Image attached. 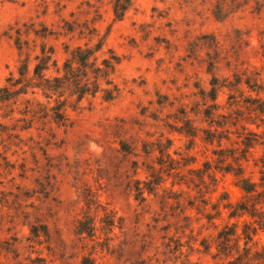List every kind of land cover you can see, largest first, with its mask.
<instances>
[{"label": "rangeland", "instance_id": "1", "mask_svg": "<svg viewBox=\"0 0 264 264\" xmlns=\"http://www.w3.org/2000/svg\"><path fill=\"white\" fill-rule=\"evenodd\" d=\"M0 87V264H264V0H0Z\"/></svg>", "mask_w": 264, "mask_h": 264}, {"label": "trees", "instance_id": "2", "mask_svg": "<svg viewBox=\"0 0 264 264\" xmlns=\"http://www.w3.org/2000/svg\"><path fill=\"white\" fill-rule=\"evenodd\" d=\"M125 9H126L125 6L120 7L119 4H116L114 6L115 18L120 19ZM80 52L81 50H77L76 51L77 54H73L72 59L75 60L76 62H80L81 65L85 66L87 64V60L92 55V51L90 50H86L85 52L83 51L84 53L83 55H81ZM46 63H47L46 59L44 58L43 62L41 64H37L34 68V75L40 79V82L37 87L43 92V95L45 98L50 99L51 96L56 95V93L59 92V90L66 88V87L76 88L80 84L79 83L80 75H74L71 72L72 69L67 62L64 64L62 76H56L52 79L44 78L42 73L43 71L47 69ZM103 64H104L105 69L110 68V65H108L106 61H104ZM96 92H97V88H94V90H91V91H88V90L81 91L79 92V94H76V95H77L78 100H80L84 95H87V93L88 95H94ZM11 96L12 94L9 88L0 87V102L9 100ZM111 98H112V94H106L105 99H111ZM60 107H63V105H61ZM57 109L59 110L60 108H57ZM55 115L57 119L61 118V114L59 112H56ZM242 189L244 190L246 194L256 193L254 186L245 181H244V184H242ZM258 195L259 194L257 192L256 196L258 197ZM258 203H261V202L255 200L253 205H256ZM262 203H264V198L262 200ZM235 211H240L241 213H248L252 215L251 212H249V210L245 206H242V204L237 205ZM79 226H80L79 231L83 232L86 230V226H84L83 222H80ZM37 261L41 262V260H37ZM80 264H92V261L91 259L84 257L82 258Z\"/></svg>", "mask_w": 264, "mask_h": 264}]
</instances>
